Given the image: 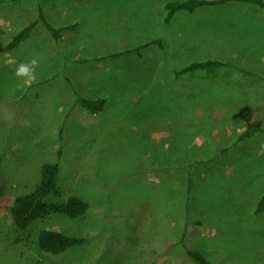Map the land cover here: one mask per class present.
<instances>
[{
    "label": "rangeland",
    "instance_id": "obj_1",
    "mask_svg": "<svg viewBox=\"0 0 264 264\" xmlns=\"http://www.w3.org/2000/svg\"><path fill=\"white\" fill-rule=\"evenodd\" d=\"M168 1L0 0V46L39 5L74 26L57 41L40 23L0 59V264H197L182 238L215 264H264V9L231 2L166 20ZM210 58L244 71L177 73ZM30 59L25 82L15 69ZM76 89L107 98L106 112L80 109ZM45 161H59L62 190L47 201L77 193L90 207L17 230L8 207ZM41 228L89 240L53 257Z\"/></svg>",
    "mask_w": 264,
    "mask_h": 264
},
{
    "label": "trees",
    "instance_id": "obj_2",
    "mask_svg": "<svg viewBox=\"0 0 264 264\" xmlns=\"http://www.w3.org/2000/svg\"><path fill=\"white\" fill-rule=\"evenodd\" d=\"M231 2L249 3L261 9H264V0H169L166 3L167 16L166 20H170L180 11L195 12L198 8L204 6H219ZM42 23L51 35L58 41L62 39V32L65 29H72L74 26H55L48 19L42 5H39L38 16L22 27L14 36H12L4 45L0 46V54L13 51L27 41L38 24ZM154 42H161L160 39L147 42L136 48H130L106 54L98 57L99 60L107 58H119L126 53L135 51L142 55V49L148 47ZM225 66H233L239 71H244L237 65L221 58H210L204 61H196L177 71L178 74L192 71H206L216 76L217 72ZM76 101L85 110L91 114H98L106 109L107 100L105 98L91 99L83 96L75 91ZM255 131V130H254ZM254 131H246L242 133L239 140L245 139L254 133ZM62 152V150H61ZM59 154V158L61 156ZM59 161H45L41 165L40 178L34 188L24 194L17 195L13 202L9 205L8 211L13 221V226L20 231H26L34 222L44 220L51 214H60L72 219L84 215L89 207V202L77 193H71L65 201H47L49 195H60L62 190L58 184V176L60 173ZM193 168V165L191 166ZM0 187V195H2ZM72 192V191H71ZM258 210H264V194L260 198ZM88 238L69 235L59 230L49 228H41L36 237L39 250L53 257L60 256L67 252L70 248L82 246L88 243ZM186 254L197 264H215L210 261L206 254L199 249H193L185 245L184 238L181 239ZM147 264H157L152 261Z\"/></svg>",
    "mask_w": 264,
    "mask_h": 264
},
{
    "label": "clouds",
    "instance_id": "obj_3",
    "mask_svg": "<svg viewBox=\"0 0 264 264\" xmlns=\"http://www.w3.org/2000/svg\"><path fill=\"white\" fill-rule=\"evenodd\" d=\"M37 63L36 59H32L30 62L18 64L15 69V75L24 78L25 82L34 80L36 75L35 65ZM17 87H20V85H17Z\"/></svg>",
    "mask_w": 264,
    "mask_h": 264
},
{
    "label": "crops",
    "instance_id": "obj_4",
    "mask_svg": "<svg viewBox=\"0 0 264 264\" xmlns=\"http://www.w3.org/2000/svg\"><path fill=\"white\" fill-rule=\"evenodd\" d=\"M43 8H44V6H43ZM44 10H45V9H44ZM174 16H175V15H174ZM174 16H173V17H174ZM47 17H48V16H47ZM48 19H49V18H48ZM49 20H50V19H49ZM50 22H51V21H50ZM51 23H52V22H51ZM52 24H53V23H52ZM39 25H40V24H38V25L36 26V28H37ZM53 25H54V24H53ZM43 26H44V25H43ZM23 27H24V26H23ZM44 27H45V26H44ZM58 27H59V26H58ZM21 28H22V27H21ZM21 28H20V29H21ZM36 28H35V29H36ZM20 29H19V30H20ZM19 30H16L13 34H11L9 37H7L8 40H9L12 36H14ZM33 32H34V31H33ZM49 33H50V32H49ZM62 33H63V32H62ZM50 34H51V33H50ZM32 35H33V34H32ZM32 35H31V36H32ZM30 38H31V37H30ZM63 38H64V36L62 35V39H61L60 41H62ZM28 40H29V39H28ZM57 41H58V40H57ZM146 43H147V42H146ZM142 44H145V43H142ZM142 44H140V45H142ZM140 45H139V46H140ZM137 47H138V46H137ZM129 49H130V48H129ZM14 50H15V49H14ZM10 52H11V51H10ZM8 53H9V52L5 53V54L3 55V57L0 58V59L6 61V60L8 59ZM121 57H122V56H121ZM119 58H120V57H119ZM0 61H1V60H0ZM30 61H31V59H30ZM0 71H1V72H4V75L7 74V70H6V69H5V70L0 69ZM75 91H78V90L76 89ZM75 91L73 92V95L70 94L71 97L69 96L68 99H69V100L72 99L73 102H75L76 104H78L77 101H76ZM78 92H79V91H78ZM79 93H80V92H79ZM65 97H66V96H65V95L63 96V94H62V95L60 96L61 101L64 100ZM86 97H87V98H91V99L100 98V97H95V96H90V95H87ZM103 98H105V97H103ZM105 99L107 100V104H108V103H109V102H108V99H107V98H105ZM107 104H106V109H105L103 112H106V110L108 109V105H107ZM78 105H79L78 107L81 109L82 106H80V104H78ZM82 108H83V107H82ZM82 111H84V110H82ZM103 112H101V113H103ZM94 115H98V114H94Z\"/></svg>",
    "mask_w": 264,
    "mask_h": 264
}]
</instances>
